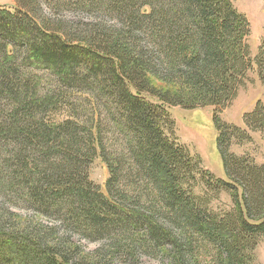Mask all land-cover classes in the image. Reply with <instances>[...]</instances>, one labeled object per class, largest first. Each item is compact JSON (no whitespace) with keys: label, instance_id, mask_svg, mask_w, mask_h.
Wrapping results in <instances>:
<instances>
[{"label":"trees","instance_id":"trees-1","mask_svg":"<svg viewBox=\"0 0 264 264\" xmlns=\"http://www.w3.org/2000/svg\"><path fill=\"white\" fill-rule=\"evenodd\" d=\"M15 3L0 8V187L53 224L0 204V264H113L141 249L155 264H256L264 164L228 155L231 137L249 138L215 118L224 178L213 183L170 113L226 109L248 73L264 71V42L252 58L234 0ZM64 108L69 120L48 124ZM245 124L264 134V99ZM105 131L122 151L109 153ZM97 158L103 189L88 170ZM203 182L229 195V212L197 193ZM80 240L99 247L87 253Z\"/></svg>","mask_w":264,"mask_h":264},{"label":"rangeland","instance_id":"rangeland-1","mask_svg":"<svg viewBox=\"0 0 264 264\" xmlns=\"http://www.w3.org/2000/svg\"><path fill=\"white\" fill-rule=\"evenodd\" d=\"M234 4L249 19L251 33L247 43L250 46L252 58H254L259 47L264 42V0H234ZM0 8L14 13L16 11L15 0H0ZM71 16L74 17L76 15ZM108 20L109 25L115 22V19ZM254 68V71L248 73V76L242 82L237 97L226 109L215 111L214 108H204L188 111L174 108L170 110L172 119L175 122V138L181 146L190 151L196 160L199 159L201 161V167L205 172L211 174L212 178L210 179L213 180V183L217 182L220 178H224L222 158L218 151L219 130L215 118L220 119L221 125L239 128L249 138L243 141L237 136L231 137V142L227 149L228 155L252 159L257 165L264 164V134L261 131L250 130L245 124L246 117L255 111L257 101L264 99V71L261 69V73H259L257 68ZM41 75L43 74L41 73ZM45 81L42 89L49 88L48 83ZM81 116L84 119H88L89 112L83 111ZM49 117L52 121L50 122L48 118L46 120L51 126L52 123L69 120L67 109L65 108L57 111L54 115L49 114ZM80 121L83 122L82 120ZM111 135L110 131H105L104 138L106 139L105 142L107 143L109 153L112 152L111 148L122 151V148H119L121 138H114ZM114 139H118V142L114 141L115 144L112 146ZM3 160H0V173L1 169L3 173L5 171ZM125 160V167H128V160ZM88 170L93 183L103 189L109 177L107 166L97 158L89 165ZM133 175L132 180L137 182V187L143 189L140 192L147 194L149 190L142 183L141 176L138 173L136 174V172ZM2 186L3 188L0 187V204L5 203L6 207H10L13 212L24 218L38 219L47 226L53 224V221L34 216L30 209L20 202L21 200L17 196L8 192L5 183H2ZM197 193L208 195L211 199L213 210L218 213H227L232 207L231 198L228 194L222 192L217 195L216 193L209 192L205 182L199 185ZM146 196L149 199L148 194ZM80 243L82 244V250L87 253L93 252L99 247L98 244L84 240H80ZM124 244L130 245V242L127 241ZM254 255L256 264H264V237L259 239ZM113 264H155V262L150 251L141 249L135 255L129 254L128 250L120 251ZM203 264L212 263L211 260H207Z\"/></svg>","mask_w":264,"mask_h":264}]
</instances>
